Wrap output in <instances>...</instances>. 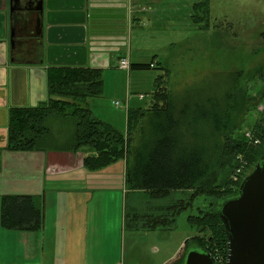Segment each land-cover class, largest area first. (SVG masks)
Returning a JSON list of instances; mask_svg holds the SVG:
<instances>
[{
  "label": "rangeland",
  "instance_id": "1",
  "mask_svg": "<svg viewBox=\"0 0 264 264\" xmlns=\"http://www.w3.org/2000/svg\"><path fill=\"white\" fill-rule=\"evenodd\" d=\"M178 1L184 5L181 6V18L174 25L166 21L160 33L154 34L132 30L131 40L136 38L138 44L144 41L146 45L142 52L133 44L134 57L141 58V62L146 64L154 62L155 68H130L132 78L130 70L120 66L123 72L103 73L101 96L89 99L87 104L90 103L94 118L125 132L128 112L136 108L147 109L154 102L155 85L162 74L170 95H179L187 86H202L204 82L217 95L234 90V128L227 136L232 140L249 141L255 149L251 153L253 161L248 163L245 159L246 166L237 173L233 165L235 161L237 167L241 156H236L224 168L219 164L227 158L219 157L218 166L207 178L206 185L196 187L200 192L212 191V195L205 193L195 197L194 190H175L155 196L143 189L128 190L123 204L122 194L116 191L103 197L95 194L94 200V193L85 194L81 208L86 209L89 199L87 226L90 241L95 239L94 264H181L186 251L193 246L205 245L210 235L209 228L191 225L193 218L189 217L202 215L205 224L214 223L217 210L208 205L217 202L222 195L235 193L239 183L253 172L259 158L257 152L264 150V0H212L211 10L202 9L200 13V16L204 15L202 25L194 24L191 19V5L199 0ZM110 40L113 42L110 46H127L125 38ZM161 67L165 68V73ZM231 72H236L233 83L222 78ZM142 95L145 97L143 100L140 99ZM118 102H122L121 108L115 105ZM47 124L50 129L56 125L62 134L67 131L69 134L72 120L51 117ZM224 144L220 153L226 154ZM112 187L117 189L120 185L114 183ZM192 196L195 198L191 199ZM123 207L126 210L124 230ZM94 208L95 217L92 219ZM149 218H152V226L159 218L168 219V226L172 228L145 230ZM85 237L83 230L74 233L72 243L76 245L81 241L84 247ZM214 246L218 254L222 245L215 243Z\"/></svg>",
  "mask_w": 264,
  "mask_h": 264
},
{
  "label": "crops",
  "instance_id": "2",
  "mask_svg": "<svg viewBox=\"0 0 264 264\" xmlns=\"http://www.w3.org/2000/svg\"><path fill=\"white\" fill-rule=\"evenodd\" d=\"M26 1L30 0L22 3ZM202 1L191 5L194 24L203 23L204 15L200 16L199 10ZM211 4L212 0L203 9L211 10ZM182 5L178 0H43L42 39L35 36L37 14L20 12L14 50L10 0H0V148L7 146L10 109L36 107L48 100L51 68H92L106 73L123 72L119 69L123 58L129 59L131 67L146 64L134 57L132 45L142 52L146 45L144 41L138 44L136 38L131 40L132 30L160 33L166 21L174 25L181 18ZM113 38L127 39V46H110ZM121 95L125 96L122 91ZM127 98L129 101L130 96ZM87 106L92 110L90 103ZM58 127L54 125L51 130L60 132ZM55 134L63 137L67 132ZM99 170L89 173L80 151H4L0 173V264H94L95 239L90 241L87 226L90 201L83 210V198L89 192L94 193V200L95 194L103 197L116 191L122 194L124 204L128 193L126 161ZM114 183L120 187L113 188ZM3 195L44 196L43 228L35 232L4 228ZM122 212L124 230V207ZM91 216L94 219L95 208ZM82 230L86 233L84 247L81 241L72 243V235Z\"/></svg>",
  "mask_w": 264,
  "mask_h": 264
},
{
  "label": "trees",
  "instance_id": "3",
  "mask_svg": "<svg viewBox=\"0 0 264 264\" xmlns=\"http://www.w3.org/2000/svg\"><path fill=\"white\" fill-rule=\"evenodd\" d=\"M209 2L203 0L199 10L208 7ZM194 22L197 23L196 20ZM131 68L149 70L155 66L153 63L133 64ZM160 69L166 72L164 67ZM235 73L231 72L222 78L233 83ZM102 75L100 69L51 68L48 71V100L36 107L10 109L7 146L0 148V173L4 151H80L84 155L86 168L91 171L126 161L125 182L129 191L143 189L155 196H162L175 190H194L193 195L196 197L197 194H213L212 191L200 192L196 187L206 185L207 178L218 166L219 157L227 158L219 164L220 168L227 166L238 155L241 156L240 163L236 167L234 161L233 169H237L242 162L246 163L245 159L248 163L253 161L251 153L255 149L250 146L248 139L246 143L245 139L232 140L227 136L230 129L234 128V90L217 95L204 82L202 86H187L179 95H170L162 74L155 85L154 102L147 109L130 110L127 130L122 132L94 118L87 106L89 99L102 94ZM144 98L140 97L141 100ZM51 117L71 119L69 134L67 131L63 137L56 135L47 124ZM223 143L226 154L220 153ZM263 152H257L259 158L256 164L264 158V154L261 155ZM238 190L222 195L217 201L236 195ZM191 218V225L210 229L208 242L198 247L211 252L219 264H225L227 236L218 214L211 224H205L202 215ZM44 221V196L1 197V225L4 228L35 232L43 228ZM146 221L145 230L172 228L168 226V219L159 218L153 226L152 218ZM215 243L222 245L218 254Z\"/></svg>",
  "mask_w": 264,
  "mask_h": 264
},
{
  "label": "water",
  "instance_id": "4",
  "mask_svg": "<svg viewBox=\"0 0 264 264\" xmlns=\"http://www.w3.org/2000/svg\"><path fill=\"white\" fill-rule=\"evenodd\" d=\"M37 14L36 38L43 37V0H10L12 49L16 48L18 13ZM215 207L227 236L225 264H264V158L241 183L238 193L209 204ZM182 264H219L209 251L190 247Z\"/></svg>",
  "mask_w": 264,
  "mask_h": 264
},
{
  "label": "built area",
  "instance_id": "5",
  "mask_svg": "<svg viewBox=\"0 0 264 264\" xmlns=\"http://www.w3.org/2000/svg\"><path fill=\"white\" fill-rule=\"evenodd\" d=\"M119 66L121 69H129L130 70L131 64H130L129 59H126V58L121 59L119 62ZM141 98H143V96H141ZM126 106H127V104H126ZM126 106L124 105V107H126ZM252 142H254V141H252ZM255 142L257 143V141H255ZM243 167H244V164L242 167H240V169L237 170V173H241Z\"/></svg>",
  "mask_w": 264,
  "mask_h": 264
},
{
  "label": "bare ground",
  "instance_id": "6",
  "mask_svg": "<svg viewBox=\"0 0 264 264\" xmlns=\"http://www.w3.org/2000/svg\"><path fill=\"white\" fill-rule=\"evenodd\" d=\"M115 105L117 106V107H121L122 106V104L121 103H115ZM242 159V158H241ZM243 164H244V167L246 166V163H244V162H242L241 164H240V166L236 169V171L238 170V169H240V167H242L243 166ZM243 167V168H244Z\"/></svg>",
  "mask_w": 264,
  "mask_h": 264
}]
</instances>
